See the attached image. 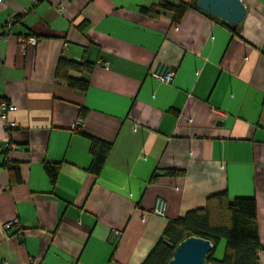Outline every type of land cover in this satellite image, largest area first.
Returning a JSON list of instances; mask_svg holds the SVG:
<instances>
[{
    "label": "crops",
    "instance_id": "crops-1",
    "mask_svg": "<svg viewBox=\"0 0 264 264\" xmlns=\"http://www.w3.org/2000/svg\"><path fill=\"white\" fill-rule=\"evenodd\" d=\"M240 1L233 29L142 13L154 0H0L1 264H142L168 221L219 193L254 199L264 264V0ZM60 59L91 66L69 74L85 91L57 78ZM90 138L109 146L96 175Z\"/></svg>",
    "mask_w": 264,
    "mask_h": 264
},
{
    "label": "trees",
    "instance_id": "trees-1",
    "mask_svg": "<svg viewBox=\"0 0 264 264\" xmlns=\"http://www.w3.org/2000/svg\"><path fill=\"white\" fill-rule=\"evenodd\" d=\"M189 9L201 12L197 8L196 0H154L153 4L142 8L141 12L153 17L160 13H170L172 21L179 23ZM90 69L91 66L84 62L60 59L56 76L71 90L83 92L88 87V81L73 78L69 74L82 73ZM84 115L85 109L80 108V117L83 118ZM90 141L92 161L88 171L96 175L105 161L109 146L96 139L90 138ZM44 170L53 183L58 166L45 164ZM192 235L211 241L213 247L207 255V264H259L258 252L261 246L253 198L229 200L225 193L209 196L203 208L188 211L183 217L167 222L161 238L142 264H167L176 246ZM220 241H224L225 247L222 257L217 259L214 253Z\"/></svg>",
    "mask_w": 264,
    "mask_h": 264
},
{
    "label": "water",
    "instance_id": "water-1",
    "mask_svg": "<svg viewBox=\"0 0 264 264\" xmlns=\"http://www.w3.org/2000/svg\"><path fill=\"white\" fill-rule=\"evenodd\" d=\"M196 5L201 12L224 21L233 29L246 12L240 0H196ZM212 247L207 239L188 236L176 246L167 264H207V255Z\"/></svg>",
    "mask_w": 264,
    "mask_h": 264
},
{
    "label": "built area",
    "instance_id": "built-area-1",
    "mask_svg": "<svg viewBox=\"0 0 264 264\" xmlns=\"http://www.w3.org/2000/svg\"><path fill=\"white\" fill-rule=\"evenodd\" d=\"M2 1H6V0H2ZM24 12H26V11H24ZM10 25H11V22L9 21L2 28V32L0 34V40L3 36H7L10 34V31H9ZM19 42L23 45L25 44L28 46H34L37 43V39L33 36H29L26 39L19 38ZM173 72H174V70L172 68L167 69V68H163V67H158L152 73V76H153V78L157 79L158 81L167 84L171 81V79L173 77ZM3 109L12 110L13 106L10 104H3ZM80 124H81V122H76L71 127H72V129H74V128L78 127ZM14 127H15L14 122L8 121L7 128L11 129ZM166 209H167L166 202L163 199H156L151 213L155 216H158V217H164L166 214ZM3 228L6 231L10 228H14V232L16 235H20V233L22 232L21 227L16 220H13L7 224H4ZM118 236H119V232H113V234L111 235V238H110L111 242H115L117 240ZM0 264H1V260H0Z\"/></svg>",
    "mask_w": 264,
    "mask_h": 264
}]
</instances>
